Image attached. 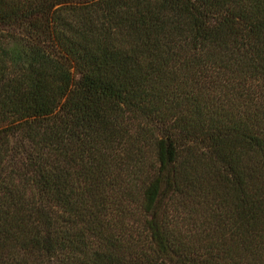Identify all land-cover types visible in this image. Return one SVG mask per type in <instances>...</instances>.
Returning <instances> with one entry per match:
<instances>
[{
	"label": "trees",
	"instance_id": "obj_1",
	"mask_svg": "<svg viewBox=\"0 0 264 264\" xmlns=\"http://www.w3.org/2000/svg\"><path fill=\"white\" fill-rule=\"evenodd\" d=\"M0 264H264V0H0Z\"/></svg>",
	"mask_w": 264,
	"mask_h": 264
}]
</instances>
